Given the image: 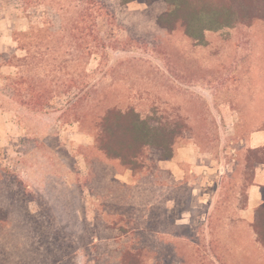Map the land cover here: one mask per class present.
Masks as SVG:
<instances>
[{
	"label": "rangeland",
	"instance_id": "rangeland-1",
	"mask_svg": "<svg viewBox=\"0 0 264 264\" xmlns=\"http://www.w3.org/2000/svg\"><path fill=\"white\" fill-rule=\"evenodd\" d=\"M102 6L73 35L77 0H0V53L38 28L58 49L54 72L32 68L52 86L43 110L5 87L18 69L0 60V264H121L126 252L138 264H264L258 207L246 209L264 161L251 140L264 129V20L197 43L156 24L162 2ZM30 54L45 64L49 52ZM114 107L182 125L172 158L149 151L133 172L105 156L96 126Z\"/></svg>",
	"mask_w": 264,
	"mask_h": 264
},
{
	"label": "trees",
	"instance_id": "trees-1",
	"mask_svg": "<svg viewBox=\"0 0 264 264\" xmlns=\"http://www.w3.org/2000/svg\"><path fill=\"white\" fill-rule=\"evenodd\" d=\"M134 2L143 3L146 6L158 2L164 3L166 9L157 17L156 24L167 31L180 28L187 38L197 43L204 40L205 32H217L237 25H250L255 19L264 20V0H117L118 6ZM95 3L97 6H102L105 0H77L76 18L66 26L69 33L74 35L80 32L83 23L80 18L87 16ZM45 32L46 30L41 28L35 31L15 32L12 37L16 44L15 48L10 52L0 53V60L4 63L2 66L18 69L16 77H4L5 87L18 93L22 99H26L22 100V103L35 110L44 109L45 101L52 96L50 91L52 86L47 76L42 78L38 73L34 74L32 68H35L34 72H36L40 65L48 67L47 73L54 72L53 68H58L57 57L51 56L58 49L54 50L55 41L50 42L46 38L48 36L42 35ZM42 44L49 52L45 64L42 59H35L30 54L32 48L37 49ZM68 83L63 85L70 88L71 84L67 85ZM25 87L28 91L26 97L20 95V89ZM87 98L85 94L74 96L73 100L67 102V107L62 114L71 108L78 107ZM96 127V147L105 156L118 160L133 172L140 171L144 167V157L149 151L158 154L160 161L171 159L175 141L184 130L182 125L170 123L167 118H143L132 108L123 110L115 107L104 111ZM255 150L264 152V147ZM254 163L264 164V161ZM262 195V203L256 210L253 231L258 243L264 247V186ZM137 258L138 255L126 252L122 256L121 264H138Z\"/></svg>",
	"mask_w": 264,
	"mask_h": 264
},
{
	"label": "crops",
	"instance_id": "crops-1",
	"mask_svg": "<svg viewBox=\"0 0 264 264\" xmlns=\"http://www.w3.org/2000/svg\"><path fill=\"white\" fill-rule=\"evenodd\" d=\"M251 29V28H249ZM237 99V98H236ZM264 107V104H262ZM264 111V109H263ZM255 144L254 148L264 146V129L254 133L251 137ZM254 182L248 185L246 194V209H254L262 203L263 195L262 188L264 186V164H256L253 171Z\"/></svg>",
	"mask_w": 264,
	"mask_h": 264
}]
</instances>
